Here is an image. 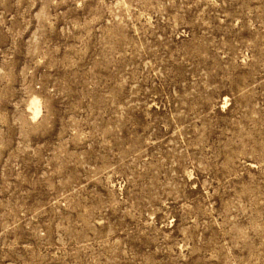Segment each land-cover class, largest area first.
I'll use <instances>...</instances> for the list:
<instances>
[{"label":"rangeland","instance_id":"374dc122","mask_svg":"<svg viewBox=\"0 0 264 264\" xmlns=\"http://www.w3.org/2000/svg\"><path fill=\"white\" fill-rule=\"evenodd\" d=\"M0 264H264V0H0Z\"/></svg>","mask_w":264,"mask_h":264},{"label":"bare ground","instance_id":"6f19581e","mask_svg":"<svg viewBox=\"0 0 264 264\" xmlns=\"http://www.w3.org/2000/svg\"><path fill=\"white\" fill-rule=\"evenodd\" d=\"M35 99H36V98H35ZM32 107H33V111H34V113H32V114H34V116L37 117V116L40 114V112H41L37 100H34V101H33V103H32ZM31 109H32V108H31ZM33 111H32V112H33Z\"/></svg>","mask_w":264,"mask_h":264}]
</instances>
